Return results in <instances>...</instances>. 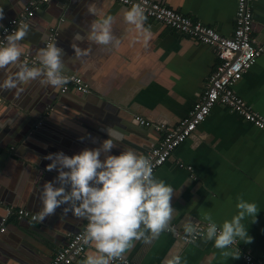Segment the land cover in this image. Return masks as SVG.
<instances>
[{"label":"crops","instance_id":"1","mask_svg":"<svg viewBox=\"0 0 264 264\" xmlns=\"http://www.w3.org/2000/svg\"><path fill=\"white\" fill-rule=\"evenodd\" d=\"M29 1L33 0H0L6 17L0 23L23 15ZM64 1L68 3L49 0L27 18L29 32L20 41L22 56L36 57L37 51L45 47L44 42L56 43L64 52V74L80 77L89 92L80 95L70 89L62 94L61 86L42 84L40 79L19 84V92L0 89V154L2 149L10 151L11 142L39 125L38 131L33 130L31 133H36L18 149L22 155L20 162L7 159L0 166V223L7 208L24 209L31 214L42 208L43 185L58 173L48 172L42 179L31 163L46 167L51 161L45 157L51 153L73 156L85 148L99 147L109 138L104 129L119 126L115 124L118 119L122 129L128 126L127 135L123 134V140L117 142L111 154L119 155L134 143L146 156L157 146L162 133L141 128L135 118L174 127L200 101L208 78L219 63L210 46L148 18L144 27L150 35L144 39L139 30L124 20L123 13L130 9L114 0ZM153 1L201 22L221 36L228 37L233 32L237 0ZM90 4L95 5L96 15L89 14ZM251 10L252 36L263 51L233 90L264 117V0H253ZM108 15L115 18L113 35L120 43L105 46L88 41L92 22ZM77 33L85 37L83 42H77L78 46L90 49L87 56L79 59L71 47ZM4 78L5 73L0 70V83ZM128 129L134 133H127ZM154 175L174 188L171 205L176 215L171 225L180 233H184L183 225L189 219L193 223H207L203 220L206 212L218 224L230 220L236 214L238 196L255 202L259 211L256 222L251 223L252 218L244 221L253 242L238 243L252 257L264 262V132L224 105L216 104ZM62 207L43 223L7 217L4 231L0 232V264H48L65 246L67 237L81 230L87 221L71 213L64 217ZM36 229L45 231L48 237L36 234ZM94 252V246L89 245L73 264H81ZM175 254L180 255L182 264H245L241 256L238 260L223 258L214 241L206 237L184 243L165 232L149 244L135 242L124 259L131 264H163Z\"/></svg>","mask_w":264,"mask_h":264},{"label":"clouds","instance_id":"2","mask_svg":"<svg viewBox=\"0 0 264 264\" xmlns=\"http://www.w3.org/2000/svg\"><path fill=\"white\" fill-rule=\"evenodd\" d=\"M88 12L96 15L95 5H88ZM123 16L129 26L139 30L140 36L147 39L150 32L144 27L146 16L139 4H134ZM5 18L4 10L0 8V21ZM114 22L115 18L111 15L93 21L87 40L105 46L118 45L120 41L113 35ZM3 27L0 24V28ZM28 32L29 26L21 23L0 41V70L5 73L0 89H17L19 92L22 91L18 88L19 84L37 79L53 87L66 84L68 78L64 75L62 60L64 52L56 43H49L37 51L34 63L38 62L40 66L29 67L27 61L21 62L23 46L20 41ZM84 40L85 37L79 33L73 37L71 47L77 59L90 52V49L78 46L77 42ZM12 68L17 70L12 72ZM104 131L109 138L97 148H85L73 156L57 152L45 157L51 161L46 171L55 170L58 175L44 183L42 208L32 217L34 221L43 223L63 206L64 217L71 213L78 219H86L87 225L77 239L85 245L94 246L95 252L81 264L123 261L135 242L149 244L165 231H176L171 225L175 213L171 205L174 188L154 175L152 161L144 154L126 148L119 155H112L117 142L123 140V133L116 127H107ZM235 207L236 214L222 224H218L210 212L203 215V220L207 222L205 228L189 219L183 225L185 237L202 234L208 241H214V247L221 250L223 258L240 259L238 242H253L244 221L252 218L251 223H255L259 211L255 202H249L242 196L237 197ZM163 264H182V258L178 254L171 255Z\"/></svg>","mask_w":264,"mask_h":264},{"label":"built area","instance_id":"3","mask_svg":"<svg viewBox=\"0 0 264 264\" xmlns=\"http://www.w3.org/2000/svg\"><path fill=\"white\" fill-rule=\"evenodd\" d=\"M49 0L30 1L25 9V13L17 18L9 20L0 31V41H3L7 34L18 28L21 23H26L27 18L32 17L39 5L47 3ZM118 4L128 9L134 4H139L144 9L146 18L161 23L183 35L189 36L202 44L210 46L219 61L215 70L211 73L205 86L202 98L190 110L188 116L180 121L174 127L165 125H156L143 118L136 117L137 123L146 128H154L162 133L160 140L154 148L146 155L153 164L154 171L162 166L169 158L171 153L181 145L204 121L209 115L211 109L216 104H222L242 118L244 121L252 124L264 132V117L254 111L241 97L233 90V86L242 78V76L254 65L261 56L263 48L252 36L253 17L251 3L253 0H237L234 16V29L230 36L224 37L214 29L193 21L178 11L165 6L153 0H114ZM7 29V32H5ZM51 43L48 41L45 43ZM44 47V48H45ZM22 62L27 61L28 65H39L34 63L35 56L24 54ZM40 66V65H39ZM68 82L61 86L60 93H66L70 89L86 94L89 92L86 85L80 77L67 75ZM182 166V165H181ZM191 170V167H187ZM33 215L24 209L7 208L6 217L2 218L0 232L4 231V224L7 217L15 216L19 219H32ZM207 223H201V228H205ZM87 225L77 233L69 235L65 246L57 251L48 264H73L74 260L83 255L89 245L83 244L78 240ZM181 239L184 243L194 242L204 238V235H195L194 237H185V233L179 231L169 232ZM241 257L245 264H264L261 260L252 257L240 246ZM112 264H131L127 260L113 261Z\"/></svg>","mask_w":264,"mask_h":264},{"label":"water","instance_id":"4","mask_svg":"<svg viewBox=\"0 0 264 264\" xmlns=\"http://www.w3.org/2000/svg\"><path fill=\"white\" fill-rule=\"evenodd\" d=\"M30 2V1H29ZM29 2L27 3V5L29 4ZM61 2L65 5V4H67L68 3V1H64V0H61ZM26 5H25V9H26ZM14 15V14H13ZM12 16V15H11ZM29 18H31V17H29ZM51 21H49V22H47L48 24L50 23ZM0 24H3V26L6 24H4V23H0ZM1 29L2 28H0V31H1ZM48 33H49V31H47ZM30 42H32L33 43V40H31ZM44 45H45V42L43 43V46L42 47H44ZM80 95H83V93H80V92H78ZM101 100L103 101V102H105V103H107V104H109L110 106H112L113 108H115V109H117V110H121L120 108L121 107H119V106H117V105H114V103H112L111 101H108V99H106V98H101ZM122 111V110H121ZM119 120V119H118ZM115 121V124H118L119 123V126H117V125H115V126H117L116 128L120 131V132H123V134L124 135H127L126 134V131H127V127L128 126H123L124 128L122 129L121 128V126H120V121ZM122 124H124V123H122ZM140 126V125H139ZM39 127V125H35L33 128H32V131L34 130V131H38V128ZM141 128H143L142 126H140ZM32 131H26L24 134H23V136L22 137H20V139H18V140H16L15 142H11L10 144H9V146H11L12 147V149H9L10 151H7V149H2V153L0 154V166H1V164L3 163V161L4 160H7V159H11V160H13V161H16V162H20V159L22 158V155L20 154L21 153V151H19L18 149L22 146L21 144H22V142H27V141H29V139L32 137V135H34L36 132H33V133H31ZM127 133H129V134H131V133H134V131H132V130H129L128 129V132ZM16 139V138H15ZM129 146H131V148L132 149H134L137 153H140V154H142V152L140 151V149H139V147L137 146V145H135L134 143L131 145H129ZM31 165L35 168V170H36V174H38V176L40 177V178H42V179H45L46 177H47V175H48V171H46V167L44 166V165H42V164H39L38 162H33V163H31ZM52 173H55L54 171H51ZM7 208V207H6ZM6 210V209H5ZM22 220H26V221H31V220H28V219H22ZM84 226V225H83ZM82 229V228H81ZM34 232L36 233V234H38V235H40L41 237H43V238H47L48 236L47 235H45V231H43V230H38V229H36V230H34ZM77 233V232H76ZM67 239H68V237H67ZM67 239H66V241H67ZM203 239V238H202ZM66 244V243H65Z\"/></svg>","mask_w":264,"mask_h":264}]
</instances>
